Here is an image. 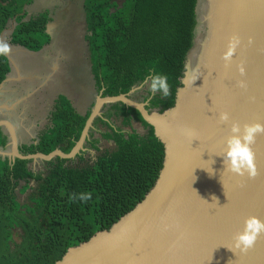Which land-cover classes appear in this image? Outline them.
Instances as JSON below:
<instances>
[{
    "label": "trees",
    "instance_id": "trees-1",
    "mask_svg": "<svg viewBox=\"0 0 264 264\" xmlns=\"http://www.w3.org/2000/svg\"><path fill=\"white\" fill-rule=\"evenodd\" d=\"M33 1L0 0V36L16 19L10 43L39 52L50 41L46 30L51 19L44 13L28 20L24 9ZM197 4L198 0H84L97 95H129L159 113L173 108L193 45ZM10 71L9 60L0 55V85ZM154 73L168 77L167 97L153 95L143 83ZM94 104L81 114L67 96H58L37 143L20 152L69 154ZM102 141L114 148L101 150ZM7 144L0 129V150L7 151ZM84 149L73 160L40 161L38 169L31 160L11 164L0 157V264H55L69 248L110 229L133 210L154 187L164 162V145L154 128L139 111L122 103L103 108ZM90 150L98 155L88 161ZM81 194L91 198L81 200Z\"/></svg>",
    "mask_w": 264,
    "mask_h": 264
},
{
    "label": "water",
    "instance_id": "water-1",
    "mask_svg": "<svg viewBox=\"0 0 264 264\" xmlns=\"http://www.w3.org/2000/svg\"><path fill=\"white\" fill-rule=\"evenodd\" d=\"M10 27L0 41L11 37L16 19ZM234 35L241 44L226 63L223 56ZM15 47L30 56L40 52ZM2 55L11 71L0 93L14 71L20 72L13 53ZM240 81L246 87L241 88ZM181 84L174 107L164 113L148 111L147 104L129 95H99L69 154L60 150L22 154L17 127L8 117L0 119L8 138V152L0 155L11 164L17 159L33 163L75 159L85 151L103 108L117 103L139 111L164 145L163 167L146 197L110 229L69 248L55 264H264V233L247 252L236 249L233 240L248 217L264 221V135L251 145L258 170L254 179L225 171L222 157L233 122L241 128L264 124V0H198L193 45ZM223 112L229 113L227 123L219 120Z\"/></svg>",
    "mask_w": 264,
    "mask_h": 264
},
{
    "label": "flooded vegetation",
    "instance_id": "flooded-vegetation-1",
    "mask_svg": "<svg viewBox=\"0 0 264 264\" xmlns=\"http://www.w3.org/2000/svg\"><path fill=\"white\" fill-rule=\"evenodd\" d=\"M74 2V0H35L30 5V10L33 11V14L30 17H28L27 15V19L29 20L34 15L48 13L51 19L49 24H53V26L51 27H48L49 24L47 25L46 33L48 32L50 34L49 43L44 46L37 55H34V57H24V59L22 60L23 64L21 63L20 67V71L24 74H26L25 72L32 73L33 75H36L38 77L39 75L43 77L46 74L48 83L53 80V83H50V85H48L47 87L48 90L46 92L49 94H54L53 88L55 90L58 88H62L63 85L66 84L65 78L68 79V81L72 79V82L78 80V78L75 79L76 77H78L79 73V68H76L78 67V63H70L71 59L76 60L78 58V45L72 39L79 33V31L72 26L74 25L73 18L75 15ZM10 28L11 27H9L8 29ZM82 37L88 47V43L86 42V30ZM6 40L10 43L9 37ZM13 75H15V71ZM36 80H38L35 81L38 84L40 82V79ZM29 85L30 83L25 79L20 83V86L27 87ZM40 88L41 86H39V88H36V91H40ZM56 93V95L47 96V102L45 101V114L42 117L40 116L42 110H39V108L33 109L30 105V113H28L29 117L33 120H38V122L42 124L41 132L39 133L40 135L42 133V130L50 123V115L54 110L58 96H65V94L63 93ZM36 97H38L37 92H35L34 99L31 98L30 101L36 102ZM39 103L41 102L39 101ZM32 109L35 111H39L35 112L36 115H33Z\"/></svg>",
    "mask_w": 264,
    "mask_h": 264
},
{
    "label": "clouds",
    "instance_id": "clouds-1",
    "mask_svg": "<svg viewBox=\"0 0 264 264\" xmlns=\"http://www.w3.org/2000/svg\"><path fill=\"white\" fill-rule=\"evenodd\" d=\"M249 42L251 43V41ZM240 44L241 38L238 35L230 38L227 51L223 56L226 63L231 62ZM9 51V45L0 41V55ZM239 71L241 75L244 74L245 69L242 65L239 66ZM143 83L149 84V90L153 95L157 92L162 93L165 97L170 95V85L165 74H150ZM239 86L244 88L246 84L244 81H240ZM229 119V113L227 112H223L219 116V120L222 123H227ZM230 133L231 135L226 141V151L222 155L225 171L239 176L247 175L249 179H254L258 175V170L254 163V153L251 145L255 143L257 136L264 135V124H245L241 128L238 122H233L230 127ZM79 198L86 201L91 197L90 194H81ZM212 200L218 203L215 196H212ZM262 233H264V221H261L258 217L250 216L244 221L243 229L233 237L234 247L241 252H247L254 246Z\"/></svg>",
    "mask_w": 264,
    "mask_h": 264
},
{
    "label": "rangeland",
    "instance_id": "rangeland-1",
    "mask_svg": "<svg viewBox=\"0 0 264 264\" xmlns=\"http://www.w3.org/2000/svg\"><path fill=\"white\" fill-rule=\"evenodd\" d=\"M74 1H75L74 2L75 15L73 18L74 25H72V26L79 31V33H78L79 35L77 34L72 39L78 45V58L76 60L71 59L70 63L71 64L72 63H74V64L78 63V67H76V68H79V73H78V77L75 78V79L78 78V80H76L75 82H72V79H70L68 81V79L65 78L66 84H64L62 88H58L56 90L53 88L54 94L53 93L49 94L46 92L48 90L47 87H48V85H50V83H53V80H51V82L48 83L46 74L44 75L45 77L44 76L41 77V75H39V77H38V76L33 75L31 73L25 72L27 75H33L34 79H40V82L38 84H35L36 88H39V86H41L40 91H36L38 94V97H36L37 103L32 101L28 105H31V107L33 109H36V108H39V110L41 109L42 110L40 113L41 117L44 116V114H45V105H46L45 101H46L47 96L48 95H56L57 94L56 92L63 93V94H65V96L69 97L70 100L73 102L76 110L81 114H85L91 108L92 103H94L96 101V98L98 96L97 91L95 89L93 77L91 75V66H90V61H89L88 47H87V44L84 42L83 37H82L85 33V30H86L85 15H84V9H83L84 0H74ZM7 38H8V36L6 37V39ZM5 43H7L9 45V42L6 41ZM9 47H10L9 52H12L11 49L14 48L15 46L9 45ZM14 49L17 50V47H15ZM27 56H30V55H26L23 53L15 55V59H16L15 63L18 66L19 70L21 67V63L23 64L22 60L24 59V57H27ZM63 56H66V55H63ZM31 57H34V56H31ZM36 81H38V80H36ZM30 84H31V82H30ZM45 88H47V89H45ZM39 101L41 103H39ZM33 109H32V113H33V115H36L35 112H38L39 110L35 111ZM28 113H30L29 110H28ZM30 121H32V120H30ZM46 127L44 129H46ZM135 128L142 131L140 125H136ZM33 129H34V127L31 125H28V127H26V131L28 130L29 133H33ZM44 129L42 130V132L44 131ZM113 148H114V145L112 143H109L106 141H102V143L100 145V149L103 151L108 150V149L111 150ZM89 154L90 155L87 156L88 161L91 158L96 159V157L98 155L96 152L91 151V150L89 151ZM39 164H40V161L33 163L34 169H38L40 167Z\"/></svg>",
    "mask_w": 264,
    "mask_h": 264
},
{
    "label": "crops",
    "instance_id": "crops-1",
    "mask_svg": "<svg viewBox=\"0 0 264 264\" xmlns=\"http://www.w3.org/2000/svg\"><path fill=\"white\" fill-rule=\"evenodd\" d=\"M24 14H29L30 16L33 14V11L30 10V5L25 7ZM6 41V38H4L3 42ZM9 45L12 44L9 43ZM14 48L11 49V53H13L15 59L16 54H21L23 52L19 49L16 50ZM24 79L29 83L31 82V84L27 87L20 86V83ZM35 81L36 79H34L33 75H25L21 71L15 72V75H12V80L4 86L0 93V119L8 117L17 127L20 149L25 145L29 146L32 143H37V140L40 137L39 133L41 132L42 124L39 123L38 120L31 119L28 114V110H30V105L28 104L31 103V98L34 99V95L36 92L35 84L37 83ZM28 125L34 127L33 133H29L28 130L26 131V127H28ZM0 152H3V150H0ZM0 157L2 159L6 158L5 156L1 155Z\"/></svg>",
    "mask_w": 264,
    "mask_h": 264
}]
</instances>
